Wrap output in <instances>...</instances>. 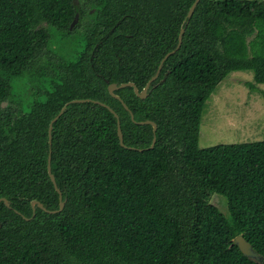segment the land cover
<instances>
[{
    "label": "trees",
    "instance_id": "1",
    "mask_svg": "<svg viewBox=\"0 0 264 264\" xmlns=\"http://www.w3.org/2000/svg\"><path fill=\"white\" fill-rule=\"evenodd\" d=\"M194 1L0 0V264H264V129L260 142L198 147L203 106L227 75L252 71L264 85V0H200L147 98L114 92L133 121L107 92L144 88ZM38 74L49 91L20 113L16 85ZM86 99L52 125L63 210L32 216L34 200L59 206L48 125ZM92 101L119 117L126 148L116 118ZM145 121L157 125L151 150ZM240 235L259 261L239 251Z\"/></svg>",
    "mask_w": 264,
    "mask_h": 264
},
{
    "label": "rangeland",
    "instance_id": "2",
    "mask_svg": "<svg viewBox=\"0 0 264 264\" xmlns=\"http://www.w3.org/2000/svg\"><path fill=\"white\" fill-rule=\"evenodd\" d=\"M60 44L61 42L53 43L57 47L56 52L62 51ZM72 49L80 50V43ZM36 64L38 65L35 66H42L40 60ZM43 69V67L38 68L39 72ZM45 70L55 74L51 66H46ZM50 79L49 75L38 74L32 80L19 81L14 90L12 107L20 113H28L32 103L44 100V94L49 91ZM246 83H251L258 89L264 90V85L254 82L252 71L230 73L213 90L201 114L199 148L256 143L262 140L264 100L259 92L250 91ZM6 107L8 103L5 102L2 104V109ZM213 204L225 212L222 199L219 201L214 199Z\"/></svg>",
    "mask_w": 264,
    "mask_h": 264
},
{
    "label": "water",
    "instance_id": "3",
    "mask_svg": "<svg viewBox=\"0 0 264 264\" xmlns=\"http://www.w3.org/2000/svg\"><path fill=\"white\" fill-rule=\"evenodd\" d=\"M200 0H195L193 2V4L191 5L190 9L188 10V13L185 17V19L183 20V24L179 30V34H178V40H177V45H176V48L170 52H168L163 58L162 60L160 61L159 65H158V68L155 72V74L148 80V82L145 84L144 88L139 92L137 87L135 86V84L131 83V82H128V83H122L120 85H117L116 83H111V84H108L107 85V92L110 96H112L114 99L118 100L123 108L129 112V117L130 119L133 121V114L128 110L127 106L123 103V101L114 94L115 91H118L120 89H124V88H127V87H130L133 89V92L135 94V96L140 99V100H144L147 98L148 94H149V88H150V85L158 78L159 76V73L163 67V64L165 63V61L170 57L172 56L173 54H175V52L180 48V45L182 43V36H183V33H184V29H185V26L187 25L189 19L191 18L197 4L199 3ZM78 14H75L74 16V19L73 21L71 22L70 26H69V29H72L76 23L78 22ZM164 81V80H162ZM159 82L160 84L162 83ZM87 102H90V100L86 99V100H72L70 101L69 103L65 104L61 110L58 112V114L50 121L49 125H48V130H47V136H48V146H49V152H48V156H47V174L49 176V179L54 187V190L56 191V193L58 194V200H59V206H58V209L57 210H54V211H50V210H46L44 208V206L39 203L38 201H32L31 202V208H32V211H33V214L32 216H34V212H35V208L36 206L42 210L43 212L47 213V214H57V213H60L62 210H63V207L65 205V200L62 199V194L60 192V190L58 189L57 185H56V182H55V178L53 176V174L51 173V167H50V159H51V151H50V147H51V140H52V130H53V127L52 125L62 116V114L65 112L66 108H67V105L69 104H82V103H87ZM92 103L94 104H97L101 107H104L106 108L111 114H113V116L116 118V121H117V127H116V132H117V137L119 139V144L122 148H126L123 144V136H122V132H121V129H120V121H119V117L115 114V112L110 109L107 105L103 104V103H100V102H96V101H92ZM2 107V105H1ZM138 125H150L152 127V133H153V139H152V142H151V145L150 147L148 148V150H151L153 149L154 147V144H155V133H156V130H157V125L153 122H150V121H145V122H140V123H136ZM132 150V149H130ZM217 196L216 194H214L210 200V204H213V200L216 199ZM0 203H3L6 207H9V203L6 199L4 198H1L0 199ZM27 220V219H26ZM234 243L237 245L239 251L245 256L247 257L248 259H251V260H256V261H259V256L252 250L251 246L245 241V239L240 235V236H237L235 239H234Z\"/></svg>",
    "mask_w": 264,
    "mask_h": 264
},
{
    "label": "flooded vegetation",
    "instance_id": "4",
    "mask_svg": "<svg viewBox=\"0 0 264 264\" xmlns=\"http://www.w3.org/2000/svg\"><path fill=\"white\" fill-rule=\"evenodd\" d=\"M160 72H161V71H160ZM159 75H160V73H159ZM166 76H167V72L163 73L162 78H161V80H160L159 82H161L162 80L165 81ZM164 81H162V82H164ZM159 84H160V83H159Z\"/></svg>",
    "mask_w": 264,
    "mask_h": 264
}]
</instances>
